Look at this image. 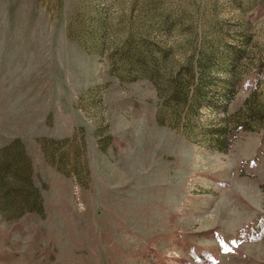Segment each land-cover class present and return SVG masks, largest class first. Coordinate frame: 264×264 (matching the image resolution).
Here are the masks:
<instances>
[{
    "label": "rangeland",
    "instance_id": "1",
    "mask_svg": "<svg viewBox=\"0 0 264 264\" xmlns=\"http://www.w3.org/2000/svg\"><path fill=\"white\" fill-rule=\"evenodd\" d=\"M0 264H264V0H0Z\"/></svg>",
    "mask_w": 264,
    "mask_h": 264
}]
</instances>
